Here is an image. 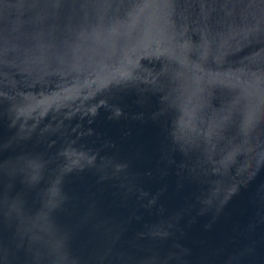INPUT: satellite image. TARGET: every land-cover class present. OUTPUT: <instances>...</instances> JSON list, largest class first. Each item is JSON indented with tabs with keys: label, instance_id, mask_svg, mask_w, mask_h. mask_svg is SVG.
I'll use <instances>...</instances> for the list:
<instances>
[{
	"label": "water",
	"instance_id": "obj_1",
	"mask_svg": "<svg viewBox=\"0 0 264 264\" xmlns=\"http://www.w3.org/2000/svg\"><path fill=\"white\" fill-rule=\"evenodd\" d=\"M0 264H264V0H0Z\"/></svg>",
	"mask_w": 264,
	"mask_h": 264
}]
</instances>
